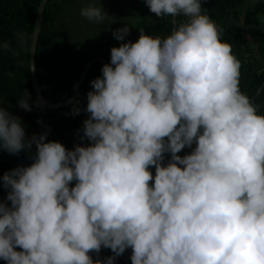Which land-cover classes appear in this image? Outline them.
<instances>
[{"label":"clouds","instance_id":"1","mask_svg":"<svg viewBox=\"0 0 264 264\" xmlns=\"http://www.w3.org/2000/svg\"><path fill=\"white\" fill-rule=\"evenodd\" d=\"M202 2L145 0L157 17L187 22L111 49L87 94L90 146L68 150L46 133L25 142L20 117L0 106V153L37 148L31 166L0 178L11 202L0 201V259L114 264L131 248L132 264H264V115L240 91L241 63ZM81 15L108 17L96 6ZM29 99L19 107L31 111ZM102 247L115 256L93 260Z\"/></svg>","mask_w":264,"mask_h":264},{"label":"trees","instance_id":"2","mask_svg":"<svg viewBox=\"0 0 264 264\" xmlns=\"http://www.w3.org/2000/svg\"><path fill=\"white\" fill-rule=\"evenodd\" d=\"M78 1L49 0L46 5L37 49L36 74L41 94L50 104L69 101L86 66L97 59L87 58L81 66L76 67L72 62L60 60L58 57L59 39L66 28L65 16ZM247 1L250 2V6L245 10ZM41 3L42 0H0V106L20 117L26 132L25 142L33 136L46 133L45 142H59L68 150H74L77 145L87 147L91 145V141L84 137L83 121L89 114L86 111L88 102L77 99L68 107L51 110L43 105L34 91L31 79V47ZM143 10L132 34L123 43L137 42L140 30L153 37L166 38L173 32L174 17L177 27L187 22L183 15L159 18L147 5ZM202 10L203 14L210 17L222 30V42L231 45L233 55L240 61L239 88L252 100L264 85V30L258 21V17L264 15V0H203ZM247 38L257 45L260 58L258 64L250 55ZM100 59L110 64L111 53L104 54ZM103 66V63L96 62L88 69L84 81L78 88V94L87 98V94L94 90L91 82L102 78ZM25 92L30 94L28 102L31 111L19 107L18 102ZM253 104L257 106L258 114L264 115V91ZM77 107L80 112L74 115V108ZM196 146L194 143L191 148L186 147L178 155L181 157L189 155ZM36 155L35 144L16 155L6 151L0 153V178L18 167L31 166ZM170 160L171 154L165 153L164 165L167 166ZM150 171L154 177L155 167H151ZM75 183L73 181L70 187H74ZM150 184H154V180ZM9 191L10 189L5 188L0 179V201L11 207V202L7 200ZM89 255L93 260L105 262L108 257L115 256L111 249L103 247L99 253L93 251ZM131 255L132 249L128 248L123 255L115 258L114 264H132ZM0 264L7 262L0 259Z\"/></svg>","mask_w":264,"mask_h":264},{"label":"rangeland","instance_id":"3","mask_svg":"<svg viewBox=\"0 0 264 264\" xmlns=\"http://www.w3.org/2000/svg\"><path fill=\"white\" fill-rule=\"evenodd\" d=\"M146 5L145 0H79L65 16L66 28L59 39V59L79 67L87 58L100 59L104 54L111 53L113 47H119L132 34ZM88 6L103 7L108 17L99 23L89 21L81 15V9ZM249 6L247 1L245 10ZM137 7L142 9L137 10ZM258 21L264 30V15L259 16ZM126 26L130 29L129 34L123 41L116 39L113 33ZM247 42L250 55L258 64L257 45L250 38Z\"/></svg>","mask_w":264,"mask_h":264},{"label":"water","instance_id":"4","mask_svg":"<svg viewBox=\"0 0 264 264\" xmlns=\"http://www.w3.org/2000/svg\"><path fill=\"white\" fill-rule=\"evenodd\" d=\"M49 0H42L40 9H39V13L37 16V23H36V29L34 32V39L32 42V47H31V79H32V83H33V87H34V91L37 95V97L39 98V100L43 103V105L51 110H55V109H61V108H65L68 107L70 105H72L77 99H84L85 101L88 102V99L85 98L84 96H81L80 94H78V88L80 86V84L84 81L88 69L96 62H101L104 65H107V63L102 60V59H96L91 61L90 63H88V65L86 66V69L84 71V74L81 78V80L78 82V84L75 87V92L73 97L64 103H60V104H50L48 102H46L41 94L40 88H39V84H38V80H37V74H36V70H37V49H38V43H39V38L42 32V27H43V21H44V14H45V10H46V5L48 3ZM174 23V27H173V31L177 28L176 25V20L174 17L173 20ZM264 91V85L261 86V88L258 90V92L256 93V95L254 96V98L252 100H250L252 103H254L258 97L261 95V93ZM90 119V113L88 115L85 116L84 121H83V126L85 127V121Z\"/></svg>","mask_w":264,"mask_h":264}]
</instances>
